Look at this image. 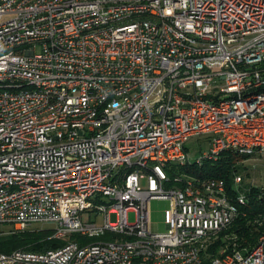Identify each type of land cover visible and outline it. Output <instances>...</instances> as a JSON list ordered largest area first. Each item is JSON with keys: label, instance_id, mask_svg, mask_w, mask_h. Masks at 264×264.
<instances>
[{"label": "built area", "instance_id": "2783aa9c", "mask_svg": "<svg viewBox=\"0 0 264 264\" xmlns=\"http://www.w3.org/2000/svg\"><path fill=\"white\" fill-rule=\"evenodd\" d=\"M226 152L264 169V0H0V225L68 238L0 264H264L209 253L248 203L193 176Z\"/></svg>", "mask_w": 264, "mask_h": 264}, {"label": "trees", "instance_id": "16d2710c", "mask_svg": "<svg viewBox=\"0 0 264 264\" xmlns=\"http://www.w3.org/2000/svg\"><path fill=\"white\" fill-rule=\"evenodd\" d=\"M235 160L238 161L236 156L226 152L222 154L217 162L205 164L200 169L201 177L210 176L222 179L228 193L233 195L235 192L232 190L234 173H241V166H238L239 168L237 165L234 166ZM247 175L249 174L247 173ZM243 190L248 203L242 208V214L232 222L227 232L234 236L231 241L236 242L237 247L243 253H247L258 243L259 238L264 235V196L262 188L254 186L249 188L247 186ZM5 226H9V229L0 231V254L10 253L18 249L29 252H43L62 247L68 240V238L64 240L52 238V229L25 228L23 230H15L13 226ZM71 240H74V237ZM224 243L227 244L228 242ZM221 244H223L221 241L212 244L209 247V253L215 255L218 246ZM227 245L230 248L233 247V244Z\"/></svg>", "mask_w": 264, "mask_h": 264}, {"label": "rangeland", "instance_id": "374dc122", "mask_svg": "<svg viewBox=\"0 0 264 264\" xmlns=\"http://www.w3.org/2000/svg\"><path fill=\"white\" fill-rule=\"evenodd\" d=\"M40 47H35V52H39ZM186 152L190 159L193 161L196 157L200 156V154L207 149V138L206 137H192L187 140L185 143ZM237 167L241 166V173H234V175H240L243 177V181L241 185H235L234 182L232 183V188L235 189L238 193L242 192L243 187L246 189L248 186H254L257 188H262L264 186V169H263V162L261 160H255V159H244L241 158L239 161H234V166ZM238 167V168H239ZM247 173L249 175H247ZM194 177H201L200 175H197V173H194ZM144 183V182H143ZM101 200L105 203H109V198L105 196H100L98 194L94 195L93 200ZM96 204V203H95ZM170 205L169 199H151L149 202V218L152 223H156L158 227L159 232H164L166 230L165 223H164V210L167 209ZM244 208V207H243ZM93 221L97 225L102 226L103 225V216L101 214H97L96 210H93L90 212V214L86 217H83V220ZM115 216L110 215V221H115ZM135 220V213L133 211H130L128 213V221L133 222ZM231 226V225H230ZM230 226L228 228H230ZM28 228L30 229H52L54 228V224L52 223H35ZM228 228L224 231L218 232L215 234L216 236L211 238L212 241H221L223 244L218 246L217 250L219 251L222 248H225V242H228L227 244H235L237 247L236 242H232L231 239H233L234 236H231L227 232ZM9 229V226L0 225V231H7ZM15 229V228H14ZM19 230V229H18ZM233 235V234H232ZM228 239H225L227 238ZM237 249L240 250L239 247ZM230 250V249H229ZM218 251L215 253L217 255Z\"/></svg>", "mask_w": 264, "mask_h": 264}, {"label": "clouds", "instance_id": "9594fccd", "mask_svg": "<svg viewBox=\"0 0 264 264\" xmlns=\"http://www.w3.org/2000/svg\"><path fill=\"white\" fill-rule=\"evenodd\" d=\"M264 187V186H263ZM263 187H262V190H263ZM244 188V187H243ZM232 190H233V188H232ZM244 192V190L242 189V192L241 193H243ZM244 194V193H243ZM247 198V197H246ZM248 201V200H247ZM243 208V207H242ZM241 251V250H240Z\"/></svg>", "mask_w": 264, "mask_h": 264}, {"label": "crops", "instance_id": "0c3cea01", "mask_svg": "<svg viewBox=\"0 0 264 264\" xmlns=\"http://www.w3.org/2000/svg\"><path fill=\"white\" fill-rule=\"evenodd\" d=\"M248 160V159H247Z\"/></svg>", "mask_w": 264, "mask_h": 264}]
</instances>
